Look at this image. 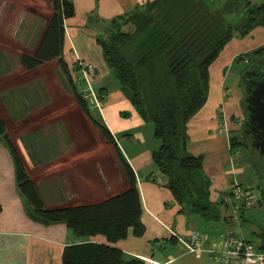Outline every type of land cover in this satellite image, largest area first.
I'll return each instance as SVG.
<instances>
[{
    "label": "crops",
    "instance_id": "1",
    "mask_svg": "<svg viewBox=\"0 0 264 264\" xmlns=\"http://www.w3.org/2000/svg\"><path fill=\"white\" fill-rule=\"evenodd\" d=\"M70 1L74 5V15L64 20L63 56L71 70L76 68L77 60L93 63L97 67L93 83L102 100L100 108L94 109L99 111L100 118L94 117L109 128L125 160L133 168L142 202L144 234L136 236L130 228L126 238L111 244L130 256L144 259L146 264H217L207 252H188L181 243L179 238L188 237L193 230L204 235L206 248L220 240L224 232L232 227H236L246 239L253 242V237L258 238L257 245H264V177L255 180L259 171L247 149L235 151L231 147L230 137L239 136L243 103L242 97L235 98L226 83L230 70L240 84L239 78L248 66L233 71V64L242 55L245 58L238 59L249 64L252 51L264 46V28L258 26L245 35H235L225 45L210 66L208 99L188 122V150L194 155L204 156V171L211 180L210 199L219 204L221 213L218 219L207 220L199 214L180 211L171 191L164 186V176L152 157L159 144L154 128L140 116L121 91L119 81L97 42V29L103 21L128 13L149 0ZM49 96L53 98L51 93ZM12 98L15 99V96ZM16 106L10 109L7 99L0 94V115L3 120L6 118V127L7 122H13L29 109L23 108L22 112ZM15 111L18 116H15ZM58 118L66 119L65 124L74 127V131L78 120L82 126L86 123L99 136L95 143L76 141L61 146L48 142L50 147L46 146V142L45 146L35 144L36 152L29 150V154L39 167L51 166L57 159L63 158L59 171L39 180L32 177L28 166L31 159L24 153V148H20L26 169L43 187L46 206L97 202L127 189L129 182L116 148L103 137L82 108L78 105ZM52 124L56 126V123ZM32 132L39 131L34 129ZM63 133L67 135L68 132L63 130ZM69 133L73 135L72 131ZM60 149L61 153L58 152ZM39 152L43 154L38 155ZM245 165L250 166V172H253L249 177L251 180L245 175ZM233 182L261 189L260 194L256 191L258 201L254 206L244 208L229 201ZM86 241L108 243L102 234L79 237L65 223L46 225L30 216L17 186L13 155L9 147L0 141V264H63L65 247Z\"/></svg>",
    "mask_w": 264,
    "mask_h": 264
},
{
    "label": "trees",
    "instance_id": "2",
    "mask_svg": "<svg viewBox=\"0 0 264 264\" xmlns=\"http://www.w3.org/2000/svg\"><path fill=\"white\" fill-rule=\"evenodd\" d=\"M51 1V19L34 52L20 55L22 63L25 68L34 69L44 62L58 60L78 105L116 148L129 186L97 202L47 207L41 186L26 169L1 115L0 141L13 155L17 186L34 220L46 225L65 223L79 237H106L108 243L86 241L67 245L63 264H146L144 259L130 256L111 244L126 238L130 228L136 236L145 232L136 175L109 128L93 116L71 78L63 46L64 20L74 15L73 2ZM215 1L149 0L128 13L103 21L97 29V42L121 91L140 116L153 125L159 144L152 157L164 176V186L171 191L180 211L196 213L207 220L218 219L221 213L219 204L210 199L211 180L204 171V156L188 150V122L208 99L210 66L225 45L235 35H245L257 26L264 28V1L220 0L217 8ZM262 57L264 47H259L252 51L249 63ZM6 99L10 109L18 104L14 102L17 99ZM20 110L23 112V108ZM25 136H30L27 145L35 153V143L42 142L41 136L36 132ZM230 141L232 148H246V142L238 135L231 136ZM254 166L261 173L257 164Z\"/></svg>",
    "mask_w": 264,
    "mask_h": 264
},
{
    "label": "rangeland",
    "instance_id": "3",
    "mask_svg": "<svg viewBox=\"0 0 264 264\" xmlns=\"http://www.w3.org/2000/svg\"><path fill=\"white\" fill-rule=\"evenodd\" d=\"M252 1L261 2L264 0ZM213 5L216 8L220 6V0L215 1ZM52 14L53 7L51 0H0V94L4 95L5 99L15 96V100L17 99L15 101L16 104H22V106H19L20 108H29L24 115L14 119L13 122H7L8 127H6V129L19 152L21 153L22 151L20 149L21 147L24 148V153L31 159L30 164L28 160L25 161L29 164L30 173L36 180L43 179L45 176L59 171V168L62 166L63 158L60 157L61 159H57L54 164L52 163L53 166L45 165L39 167V164H35V162L32 161V157L29 154L30 146L27 144L30 136L27 138V136H25L26 134L31 133L34 129L38 130L39 132L37 134L42 138L39 141L42 140V142L37 144H44L45 142L43 141H46L47 147H50L48 142L50 144L52 143V145L53 143H57L61 146L65 143L68 144L76 141H89V143H95L98 141L97 136H99L97 131L89 127L86 123H83L82 126L78 120V126L75 127L74 131V127H67V124H65L67 123V121H65L66 119L63 121V119L58 118L61 114L65 113V111H73L78 105L75 101L74 93L71 90V84H69L67 76L60 67L57 59L44 62L34 69H27L22 63L20 55L22 53L32 54L34 52ZM250 64L251 63L248 64L237 58L233 64L232 70L242 69L250 66ZM71 78L73 80L72 75ZM235 80L236 75L229 70L226 82L227 85H229V91L234 93L235 98L239 97L241 99L242 97L243 103V80L241 77L239 78L240 84ZM32 89H34L32 95L36 94L35 97H32V95L29 97V94L32 93ZM6 91L11 92L6 93ZM49 93L53 95V98L49 96ZM25 96L26 100L29 102L32 101L30 103L28 102V105L25 102ZM242 109L243 115L240 117L241 123L238 126L239 137L241 140L245 141L247 145L246 148L241 146L234 148V150L237 151L242 149L246 151L245 149H247V153L253 161V165L257 164L262 173L257 172L255 177V180L257 178V181H259L261 175L264 177V159L259 157L257 149L251 147V140L245 139L244 137V122L247 118V113L243 106ZM14 113L15 116L19 114L17 111ZM4 114L8 116L7 113L4 112ZM92 114L100 118L97 109L94 110ZM4 120L5 122L7 121L6 118H4ZM59 121L63 125V127L61 125L63 130L68 132L67 135L63 133ZM52 123H56V126H53ZM50 124L51 126H49ZM149 125L153 128L151 123H149ZM71 131L73 135L69 133ZM62 135H64V137L66 136L65 141ZM33 138L34 137H31L32 140ZM101 141H103V139ZM45 145L46 144H44V146ZM58 152L61 153V149L58 150ZM103 152L106 151L103 150ZM42 154L43 153H40L38 155ZM244 169L245 175L248 178L251 177L253 172H250V166L245 165ZM41 189L43 192V187H41ZM252 189L255 193L256 191L259 194L261 192V189L255 186H253ZM252 240H254L253 242L256 244L259 243L258 238L255 239L253 237Z\"/></svg>",
    "mask_w": 264,
    "mask_h": 264
},
{
    "label": "built area",
    "instance_id": "4",
    "mask_svg": "<svg viewBox=\"0 0 264 264\" xmlns=\"http://www.w3.org/2000/svg\"><path fill=\"white\" fill-rule=\"evenodd\" d=\"M71 73L89 108H100L102 95L93 83L97 67L93 63L77 60L76 68L72 69ZM229 201L239 207L250 208L256 204L258 196L251 187L233 182ZM204 238L200 231L193 230L188 237L179 239L188 252H207L217 264H264V249L240 235L236 227L227 229L222 238L210 247H204Z\"/></svg>",
    "mask_w": 264,
    "mask_h": 264
},
{
    "label": "water",
    "instance_id": "5",
    "mask_svg": "<svg viewBox=\"0 0 264 264\" xmlns=\"http://www.w3.org/2000/svg\"><path fill=\"white\" fill-rule=\"evenodd\" d=\"M258 62H264V57L260 58ZM33 93L34 89H32L31 94ZM243 107L248 114L245 125L249 131H264V67L261 78L247 89V97L243 103ZM260 247L264 249V245H260Z\"/></svg>",
    "mask_w": 264,
    "mask_h": 264
},
{
    "label": "flooded vegetation",
    "instance_id": "6",
    "mask_svg": "<svg viewBox=\"0 0 264 264\" xmlns=\"http://www.w3.org/2000/svg\"><path fill=\"white\" fill-rule=\"evenodd\" d=\"M264 62H258V60L253 61L250 66L247 67L246 71L242 74L241 78L243 80V91H244V101L247 97V89L255 83L258 79L261 78V74L263 71ZM244 103V102H243ZM246 111V110H245ZM247 113V111H246ZM248 118V114H247ZM246 118V120H247ZM245 120V122H246ZM244 122V137L245 139L251 140V147L255 148L259 152V157L264 159V131L260 132H250L249 129L246 127ZM63 140L65 141L66 138L62 135ZM65 138V139H64ZM53 142V141H52ZM47 143V142H46ZM255 143V144H254Z\"/></svg>",
    "mask_w": 264,
    "mask_h": 264
}]
</instances>
